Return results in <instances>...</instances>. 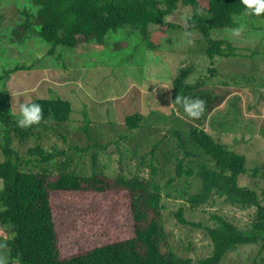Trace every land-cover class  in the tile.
<instances>
[{
    "label": "rangeland",
    "instance_id": "374dc122",
    "mask_svg": "<svg viewBox=\"0 0 264 264\" xmlns=\"http://www.w3.org/2000/svg\"><path fill=\"white\" fill-rule=\"evenodd\" d=\"M198 1L207 7L208 0ZM24 9L34 13L31 0H0V74L15 65L27 68L0 81V111L8 109L14 117L8 136L22 160V171L89 176L95 155L98 171L108 177L122 173L157 182L162 187L167 249L193 261L212 251L205 230L213 224L212 215L223 216L242 230L250 226L254 208L231 205L217 196L191 206L187 199L198 180L185 173L176 177L175 170L178 159H183L185 171L194 170L198 163L214 167L189 141V132L201 128L245 157L246 172L238 177V185L259 196L264 191V115L257 117L249 111L252 107L257 113V91L264 85V18L246 14L236 18L239 27L212 30L210 39L225 40L233 49H226L228 57L209 59L206 40L197 32L153 24L149 25L153 47L129 27L108 33L104 45L80 44L74 50L53 47L34 31L26 32V39L19 42L11 39V32L23 20ZM190 16L191 7L179 4L167 20L182 26ZM119 42L124 48L114 51ZM182 68L189 69L190 75L182 98L174 103L172 80ZM202 77L203 83L189 94L188 87ZM49 90L70 102L69 120L33 124L25 117L24 107L36 98H48ZM134 113L143 119L137 129L129 130L124 119ZM257 119L263 130L260 134L250 131ZM4 135L0 123V145ZM36 145L63 154L48 163H36L37 157L28 155V149ZM185 152L190 153L188 157ZM4 159L0 148V162ZM169 179L174 180L166 186ZM59 194L51 192L50 200L62 257L133 236L129 201L119 191ZM179 209L185 224L175 216ZM9 236L0 226V238ZM258 250V244L239 246L221 264H264V252ZM7 261L3 255L1 262Z\"/></svg>",
    "mask_w": 264,
    "mask_h": 264
},
{
    "label": "trees",
    "instance_id": "16d2710c",
    "mask_svg": "<svg viewBox=\"0 0 264 264\" xmlns=\"http://www.w3.org/2000/svg\"><path fill=\"white\" fill-rule=\"evenodd\" d=\"M35 9L22 11L23 20L13 28L11 39L19 42L26 32L34 31L38 38L53 47L74 50L80 44L104 45L108 33L129 27L142 40L150 42L149 25L179 28L184 32L195 31L207 43L205 54L229 56L233 49L225 40L210 39L212 30L239 27L237 17L250 14L264 18V0H208L202 7L198 0H31ZM179 4L191 7V16L184 25H174L167 17ZM116 44V45H115ZM113 49L124 48V43H115ZM228 49L229 51H226ZM120 50V49H119ZM27 69L15 65L0 74L5 81L10 74ZM190 75L187 68L180 69L172 80L171 99L177 103L183 95L184 84ZM203 77L188 87V93L203 83ZM48 98H36L25 105V117L33 124L45 122L63 123L69 120L72 107L69 101L49 90ZM14 117L11 111H0V123L4 127L3 144L5 157L0 162V226L9 231V238H0V264H221L227 254L242 245L258 244V252H264V191L259 196L254 190L238 185V177L246 172L245 157L229 149L201 128L189 132V141L198 147L214 164L209 167L198 163L196 168H184L183 159H178L175 176H194L198 186L187 201L191 206H200L213 196L223 198L231 205L254 208L255 216L247 229H239L223 216L212 215L213 224L205 227L212 251L209 256L193 261L167 249L162 220V187L155 181L136 176L127 178L122 173L108 177L98 171L97 157L92 156V172L89 176H78L73 172L49 175L24 172L22 160L14 153L8 136ZM140 113L128 115L124 124L129 130L137 129L142 122ZM63 153L46 152L40 145L28 149L29 156H36V163H48ZM189 152H185L186 157ZM153 155V151L150 152ZM153 158V157H152ZM151 174L156 169L150 164ZM174 179H169L166 186ZM119 191L129 201L133 221V236L92 246L68 257L61 256V240L56 229L50 193L66 196L69 193H104ZM175 216L185 224L183 210ZM7 262L2 263V257Z\"/></svg>",
    "mask_w": 264,
    "mask_h": 264
},
{
    "label": "crops",
    "instance_id": "0c3cea01",
    "mask_svg": "<svg viewBox=\"0 0 264 264\" xmlns=\"http://www.w3.org/2000/svg\"><path fill=\"white\" fill-rule=\"evenodd\" d=\"M261 70L262 71L264 70L263 67H261ZM261 87L257 91V93H259V94H258L257 101L255 103V105L258 104L257 113H255V112L252 111V107L249 109V111H251L253 113V115H255L257 117H260V116H263L264 115V85H262ZM251 92L253 93V91H251ZM260 98H263V99H260ZM244 107H245V105H244ZM261 119H264V118H261ZM255 122H257V123H255V124H257V126L255 127L254 130H250V131H252V132L258 131L259 134L260 133H263V130H262V127H261V122H259L258 119ZM261 137L263 138V136H261Z\"/></svg>",
    "mask_w": 264,
    "mask_h": 264
}]
</instances>
